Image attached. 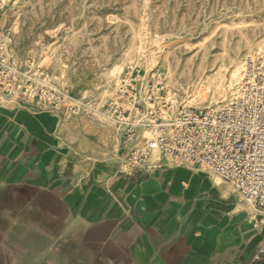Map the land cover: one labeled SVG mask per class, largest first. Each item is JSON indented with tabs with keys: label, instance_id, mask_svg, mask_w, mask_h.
<instances>
[{
	"label": "crops",
	"instance_id": "1",
	"mask_svg": "<svg viewBox=\"0 0 264 264\" xmlns=\"http://www.w3.org/2000/svg\"><path fill=\"white\" fill-rule=\"evenodd\" d=\"M131 149L112 126L0 97V264L256 262L263 216L168 157L128 166Z\"/></svg>",
	"mask_w": 264,
	"mask_h": 264
},
{
	"label": "rangeland",
	"instance_id": "2",
	"mask_svg": "<svg viewBox=\"0 0 264 264\" xmlns=\"http://www.w3.org/2000/svg\"><path fill=\"white\" fill-rule=\"evenodd\" d=\"M0 37L27 70L33 61L45 83L82 106L76 117L118 131L100 110L127 71L161 74L177 107L220 104L209 92L211 104L196 107L192 91L264 55V0H0Z\"/></svg>",
	"mask_w": 264,
	"mask_h": 264
},
{
	"label": "built area",
	"instance_id": "3",
	"mask_svg": "<svg viewBox=\"0 0 264 264\" xmlns=\"http://www.w3.org/2000/svg\"><path fill=\"white\" fill-rule=\"evenodd\" d=\"M238 77L225 106L194 110L176 106L161 74L127 71L100 114L116 125L122 147L132 148L125 164L147 171L159 162L148 161L157 152L174 166L217 177L254 220L264 217V55L246 57ZM45 82L42 69L32 61L27 70L0 37V97L32 111L78 115L82 106ZM142 116L148 121L141 122ZM141 128L154 130V136L142 138ZM263 255L264 247L254 260Z\"/></svg>",
	"mask_w": 264,
	"mask_h": 264
},
{
	"label": "bare ground",
	"instance_id": "4",
	"mask_svg": "<svg viewBox=\"0 0 264 264\" xmlns=\"http://www.w3.org/2000/svg\"><path fill=\"white\" fill-rule=\"evenodd\" d=\"M258 54H264V43H263V50ZM239 68L240 67L238 66V63H236L234 65V68L231 71L226 72V75H224V76H220V77L214 79L210 84H207L202 79H200L198 84L195 86L194 90H193V88H192L193 91L191 90L193 92L191 102H193L196 107H200L203 104H205L207 106V105L211 104L209 102V95H210L209 92H212L213 94L218 95L220 99H223V101L220 104L212 106V109H218V108L225 106L228 103V101L230 100V98L232 97L233 91H234L236 85L238 84L237 77L239 74L238 73ZM199 110H202V109H199ZM141 136L144 137L145 134L142 133ZM214 179H215L216 183H223L217 177H214Z\"/></svg>",
	"mask_w": 264,
	"mask_h": 264
},
{
	"label": "trees",
	"instance_id": "5",
	"mask_svg": "<svg viewBox=\"0 0 264 264\" xmlns=\"http://www.w3.org/2000/svg\"><path fill=\"white\" fill-rule=\"evenodd\" d=\"M253 264H264V258H262L259 261L254 262Z\"/></svg>",
	"mask_w": 264,
	"mask_h": 264
},
{
	"label": "water",
	"instance_id": "6",
	"mask_svg": "<svg viewBox=\"0 0 264 264\" xmlns=\"http://www.w3.org/2000/svg\"><path fill=\"white\" fill-rule=\"evenodd\" d=\"M202 175H203V173H201V172H197V173L195 174L196 177H201Z\"/></svg>",
	"mask_w": 264,
	"mask_h": 264
}]
</instances>
